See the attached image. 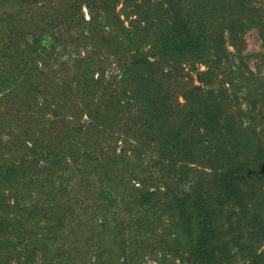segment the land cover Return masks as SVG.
Segmentation results:
<instances>
[{
    "label": "trees",
    "instance_id": "16d2710c",
    "mask_svg": "<svg viewBox=\"0 0 264 264\" xmlns=\"http://www.w3.org/2000/svg\"><path fill=\"white\" fill-rule=\"evenodd\" d=\"M26 5L0 41V264H264V75L243 52L264 0Z\"/></svg>",
    "mask_w": 264,
    "mask_h": 264
},
{
    "label": "rangeland",
    "instance_id": "374dc122",
    "mask_svg": "<svg viewBox=\"0 0 264 264\" xmlns=\"http://www.w3.org/2000/svg\"><path fill=\"white\" fill-rule=\"evenodd\" d=\"M21 3H24L25 6H22ZM33 6L37 8L38 5L37 3H35ZM121 6L122 5H120L119 7ZM28 7H32V6L26 5V0H13L7 5L6 4L0 5V41L6 40L7 36L10 35V31L12 29L11 26L18 24V27L16 28L18 29L19 26L22 24V22L25 20V16H30L31 12H29ZM84 12L88 17L89 14L86 8H84ZM11 13H14V15L10 16ZM13 21H15V24L13 23ZM129 24L130 22L125 20L124 25L130 27ZM244 40H245V44H244L243 52L248 56L247 58L248 66L253 71L258 72L261 75H264V63L262 62L261 57H260V53L264 51V47H263V41L258 33V30L256 28H251V29L246 30V32L244 33ZM227 45L230 51H234V49L229 43H227ZM232 57L234 61H237L236 56H232ZM196 67L200 69H204L205 65L196 64ZM112 68H114V64H111L108 69H112ZM184 72L186 73L185 75H187L185 76V78H189L190 76H192L193 78H196V70L195 69L191 70V65L189 63L185 64ZM187 73H189L190 76ZM6 92L4 93L3 90L0 89V106L4 105V100L6 99V96H7ZM120 146H121V141L119 142L118 148H120ZM74 194L81 195L79 190H76ZM87 195H89V192L87 193ZM38 196H40V200H39L40 202H42L45 199V196L42 194H38V195L33 194L31 199L28 200V202L37 200ZM55 211H57V209ZM52 217H53V214H52ZM59 217H62V216L59 215ZM51 242L52 244H55V243H58L59 241L52 240ZM175 262L176 264H178L177 262L179 261L176 260ZM144 263L145 264H157L151 258H147L144 261Z\"/></svg>",
    "mask_w": 264,
    "mask_h": 264
}]
</instances>
